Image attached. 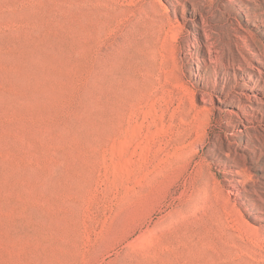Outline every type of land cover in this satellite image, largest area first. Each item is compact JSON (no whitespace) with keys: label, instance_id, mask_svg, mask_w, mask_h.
Instances as JSON below:
<instances>
[{"label":"rangeland","instance_id":"1","mask_svg":"<svg viewBox=\"0 0 264 264\" xmlns=\"http://www.w3.org/2000/svg\"><path fill=\"white\" fill-rule=\"evenodd\" d=\"M0 264H264V0H0Z\"/></svg>","mask_w":264,"mask_h":264}]
</instances>
